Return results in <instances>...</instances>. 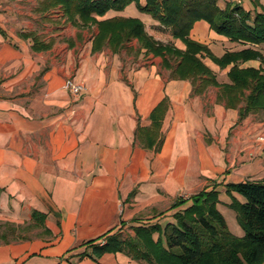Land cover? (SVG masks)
Masks as SVG:
<instances>
[{"label": "crops", "instance_id": "obj_1", "mask_svg": "<svg viewBox=\"0 0 264 264\" xmlns=\"http://www.w3.org/2000/svg\"><path fill=\"white\" fill-rule=\"evenodd\" d=\"M230 1L252 14L264 9V0ZM38 2L0 0L6 33L0 32V222L20 226L26 236L0 239V264H144L122 252L97 260L81 253L90 251L86 241L118 229L121 221L125 235L142 223H174V210L167 209L177 197L215 183L221 196L224 183L264 179L262 115L238 121V109L218 101V86L199 91V81L171 78L161 56L136 55L137 39L117 52L108 42L94 50L96 24L66 21L59 7L37 12ZM115 16L138 18L155 40L184 48L135 3L97 19ZM23 31L53 43L34 51L30 39L19 36ZM190 36L217 56L253 47L264 57V42L231 41L204 20L195 22ZM204 61L219 82H229L233 63L220 68ZM239 65L264 68L259 58ZM69 77L86 85L80 97L64 88ZM165 97L162 146L144 148L136 128L150 124L151 111ZM35 210L44 214L43 223L34 224Z\"/></svg>", "mask_w": 264, "mask_h": 264}, {"label": "trees", "instance_id": "obj_2", "mask_svg": "<svg viewBox=\"0 0 264 264\" xmlns=\"http://www.w3.org/2000/svg\"><path fill=\"white\" fill-rule=\"evenodd\" d=\"M255 2L257 5L258 0ZM130 3H135L140 11L170 28L184 48L155 40L138 18L97 19L108 10H123ZM57 7L66 21L75 23L78 19L83 26H98L94 50L108 42L117 52L127 42L137 39L136 55L143 51L145 55L161 56L162 66L170 70L171 78L190 80L194 85L199 81V91L208 85L218 86V101L224 102L227 108H237L238 121L251 113L264 117V68L239 65L241 61L256 58L264 62L261 51L246 47L217 56L206 44L190 36L195 22L204 20L211 29L231 41L263 43L264 9L252 14L230 0L226 1L224 8L218 5V0H39L36 11L46 13ZM0 32L6 36L1 27ZM19 36L30 39L34 51L46 50L53 43L51 39L44 41L33 31L19 32ZM207 58L220 68L233 63L227 73L229 82L218 81L216 73L204 61ZM168 106L169 100L165 97L151 111L150 124L136 128L135 138L142 147L160 150L163 143L161 125ZM224 187L231 197L229 207L236 211L242 236H236L228 229L218 210L219 190L215 183L187 198L177 197L167 209L174 210V223H142L132 226L133 235H125L121 227L125 223L121 221L118 229L86 241L84 244L90 251L81 255L97 260L106 253L122 252L144 264H264V179L227 182ZM32 218L37 225L43 223L44 214L35 210ZM137 220L133 218L131 221ZM22 230L13 223L0 222V239L9 241V234L14 239L25 238Z\"/></svg>", "mask_w": 264, "mask_h": 264}, {"label": "rangeland", "instance_id": "obj_3", "mask_svg": "<svg viewBox=\"0 0 264 264\" xmlns=\"http://www.w3.org/2000/svg\"><path fill=\"white\" fill-rule=\"evenodd\" d=\"M218 198H219V202H218L217 208L221 212V214L224 216V218L226 220V223L228 225V229L234 235L238 231H242L243 232L242 228L238 224V221H237V218H236V211L229 207V203L231 202V197H229L226 193H222L221 196H219ZM228 199L230 201H228ZM8 238H12V235L9 234Z\"/></svg>", "mask_w": 264, "mask_h": 264}, {"label": "built area", "instance_id": "obj_4", "mask_svg": "<svg viewBox=\"0 0 264 264\" xmlns=\"http://www.w3.org/2000/svg\"><path fill=\"white\" fill-rule=\"evenodd\" d=\"M64 88L68 90L73 97H80L86 90V85L83 82L75 81L72 77H69L64 83ZM258 140L264 142V135H260Z\"/></svg>", "mask_w": 264, "mask_h": 264}]
</instances>
